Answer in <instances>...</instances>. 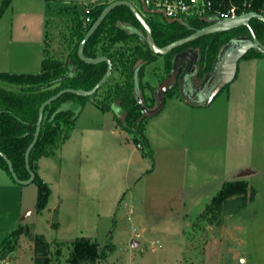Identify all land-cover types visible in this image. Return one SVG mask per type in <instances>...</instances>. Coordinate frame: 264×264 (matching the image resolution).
<instances>
[{"label": "rangeland", "instance_id": "obj_1", "mask_svg": "<svg viewBox=\"0 0 264 264\" xmlns=\"http://www.w3.org/2000/svg\"><path fill=\"white\" fill-rule=\"evenodd\" d=\"M11 1L0 21V64L12 66L16 74L39 73L44 43L53 53L63 43L60 35L68 33L73 12L83 14L97 3ZM132 1L141 12L139 1ZM19 11L22 24L14 33L10 23ZM29 14L32 23L27 27ZM153 17L162 20L159 14ZM155 63L144 75L152 85ZM120 80L115 72L111 84ZM0 86L13 90L4 82ZM242 86L235 83L232 90ZM226 88L204 109L166 98L161 116L144 121V134L153 142L151 158L142 156L135 134L118 126L112 112L94 105L102 101L101 93L90 99L56 154L38 162L50 191L47 208L58 205L56 211L36 213V184L18 185L21 199H14V218L4 230L2 216L12 201L0 192V243L12 230L28 229L0 264H35L36 259L40 264H68L72 242L80 238L99 249L112 245L113 252L94 264H264V97L238 100L245 126L237 141L235 127L234 133L226 128ZM236 103L231 94V107ZM110 128H116L114 134ZM240 180L249 182L244 198L233 196L222 211L205 213L223 182ZM38 235L46 249L35 246Z\"/></svg>", "mask_w": 264, "mask_h": 264}, {"label": "trees", "instance_id": "obj_2", "mask_svg": "<svg viewBox=\"0 0 264 264\" xmlns=\"http://www.w3.org/2000/svg\"><path fill=\"white\" fill-rule=\"evenodd\" d=\"M10 1L2 2L0 16ZM108 1L99 0L98 3L90 6L88 14L73 12L72 18L67 23L68 33L60 35L62 45L50 53L44 43L39 73L0 72V83L4 82L13 86V90H5L0 86V152L11 161L13 170L20 180L28 178L24 167V152L33 138L37 112L41 103L62 89L88 90L105 72V63L85 64L78 59L76 49L83 35ZM231 2L240 13L260 14L264 10V0H231ZM243 3L248 7H243ZM153 16L144 15V18L151 28L155 44L159 47H164L209 25L208 22H203L197 17H188L185 21L170 23L163 16L162 20ZM249 24L257 40L264 45V23L252 19ZM238 34H245L250 40L248 29L240 27L227 32L202 36L165 55H156L147 48L144 32L128 8L120 6L110 11L88 39L83 50L88 58L106 56L112 64L110 77L92 96L63 94L46 106L43 111L38 139L29 154V167L35 174L33 183L37 187L36 213H41L46 207L50 193L47 184L37 175L36 163L42 157L56 154L60 145L73 130L82 108L90 99L95 100L97 94L101 93L102 101H97L94 105L104 111H109L111 106L117 102L123 111V119L117 121L118 124L125 131L135 134L133 141L136 145H141L142 156L151 158V151L142 134L144 123L136 124L140 112L133 95L135 81L143 93L144 101L150 106L152 100L148 99L143 92L146 88L150 91L154 88L144 80L145 69L148 65L161 58L163 66L159 78H163L171 69L174 55L184 49L192 48L196 49L199 54L200 74L205 73L212 69L222 46ZM254 58L264 59V55L251 49L240 60ZM115 72L121 80L111 84ZM0 169L11 178L7 165L1 157ZM13 183L16 184L14 181ZM247 186V182L243 180L223 182L217 194L206 205L205 213L214 210L222 211L223 204L233 196L244 198ZM26 230H28L26 227L21 226L3 238L0 243V261L14 251L15 242ZM34 243L41 249H46L48 246L40 235L34 237ZM113 250L112 245L99 249L95 243L80 238L72 242V250L67 262L68 264H94L112 253ZM35 264H40L39 260L36 259Z\"/></svg>", "mask_w": 264, "mask_h": 264}, {"label": "crops", "instance_id": "obj_3", "mask_svg": "<svg viewBox=\"0 0 264 264\" xmlns=\"http://www.w3.org/2000/svg\"><path fill=\"white\" fill-rule=\"evenodd\" d=\"M98 1L99 0H97V3ZM111 1H114V0H109L108 3ZM128 1H130L136 7V5L134 4L132 0H128ZM11 4H12V1L11 3H9L5 11L3 12L2 16L0 17V21L10 11ZM139 5L141 7L140 2H139ZM138 11L140 12L139 9ZM140 13L144 16L142 7H141ZM44 20H45V17L43 16L42 23H41V25L43 26V31L45 29ZM11 21H12L10 23L11 30L14 33H16L17 31L20 30V27H21L20 25L22 24L21 12L19 11L18 13H16ZM31 23H32L31 15L29 14L28 22H25V25L28 27L30 26ZM15 39L17 41L24 40L18 37H16ZM43 41H44V38H43ZM198 63H199V54L196 49L190 48V49H186V50L176 53L172 61V69H171V72L173 69L175 70V74H174V77L170 81L176 82L177 94L175 96L170 97V100L177 105L181 104L182 106H185L191 109H204V108H207V106L211 104V102L217 97V95L227 87L226 88L227 107L225 111L226 128L227 130L231 129V132L234 133V127H235V130H236L235 137L238 141L239 138L243 137L242 131L245 126V111L242 109V107L240 108L241 103H239L238 100L243 99L246 95L250 97H253V96L256 97L257 95L264 97V59L254 58V59L240 60L237 65L236 75L234 79L228 85H226L223 89H221L217 93V95L210 101V103L205 106H198L197 103H204V101H206L211 90L213 89L215 84L218 82V79L217 77H214L212 75V72H210L206 76L204 75L205 73L201 75L200 67ZM155 65L158 67H161L162 61L158 64L155 63ZM12 68H13L12 66L9 68V65L7 64L5 65L0 64V72L16 74L14 73V70H12ZM198 72H199V76H196ZM20 74H25V73H20ZM238 82L240 83L242 82L243 86L241 87V90L233 91L232 88H234L235 83H238ZM231 94L235 96V98L237 99V103H238V104L236 103V107L234 108H232L230 105ZM85 106L86 104L82 108L78 117H80L81 113H83ZM162 110L163 108L156 114L161 116ZM74 129H75V126L72 131H74ZM115 131H116V128L115 129L110 128V134H114ZM144 132L145 131L143 130L142 134L144 136V139L146 140L148 148L149 149L153 148V145H151L153 142L151 141L148 135L144 134ZM240 153L241 152H239L238 150L236 151V155H238L237 156L238 160L240 159V155H239ZM193 154L195 155V152ZM39 160L36 163L37 165L36 172H37V175L44 181L42 173H39V164H38ZM160 162H157V166ZM243 181H246V180H243ZM246 182L249 183L248 181ZM0 192H2L6 198L8 197L7 201H10L9 204L12 201L11 210L9 212L7 210H4L5 212H4V215L2 216L3 228L5 227L4 228L5 230L12 223V219L14 218V211H15V208L17 207V206L15 207L16 202L14 199L16 198V201H18L19 199H21L22 194H21V190L18 187V184H14L12 179L2 169H0ZM19 204L20 203H18V205ZM57 207L58 205L53 206L51 209H48L47 204H46V207L44 208L43 212L53 211V210L56 211Z\"/></svg>", "mask_w": 264, "mask_h": 264}, {"label": "water", "instance_id": "obj_4", "mask_svg": "<svg viewBox=\"0 0 264 264\" xmlns=\"http://www.w3.org/2000/svg\"><path fill=\"white\" fill-rule=\"evenodd\" d=\"M120 6L128 8V10L131 12L133 17L138 21V23L140 24L144 32V37H145L144 40L147 45V48L149 49L151 53L156 54V55H165L169 53L170 51H172L173 49H176L182 45H185L186 43L192 42L202 36L215 34V33L227 32V31L234 30L240 27H245L248 29L249 34H250V40L248 42L241 44L239 46H235V47L233 46L227 53L220 54L219 57L216 59L214 63L215 68L212 72V75L214 77H217L218 82L215 84V86L211 90L206 101H204V103H197L198 106H205L209 104L210 101L217 95V93L234 79L236 75L238 62L249 50L254 49L257 52L264 55V45L257 40L249 24V22L252 19H256L264 23V16L256 12H248L242 15H238L236 17L215 21L205 26L204 28L195 31L194 33L186 37L173 41L164 47H159L155 44V41L152 36L151 28L148 25L146 19L130 1L114 0V1L107 3V5L103 8L100 14L91 23L86 33L83 35L82 39L78 43V46L76 49V55L78 59L85 64L93 65V64L100 63V62L105 63L106 69H105L104 74L94 84V86L88 90L72 89V88L62 89L41 103V105L39 106L38 112H37V120L35 123V130H34L33 138L31 142L28 144V146L26 147L25 152H24V167L28 173L27 179L20 180L13 170L11 161L6 157L5 154L0 152V157L5 161L8 171L10 173V176L16 184L25 186V185L32 183L35 178L34 172L29 167V154L38 139V135L40 132V126H41V122L43 118V111L45 107L48 106L53 101H55L56 99H58L63 94H73L76 96L90 97L97 90H99L100 87L110 77L112 73L111 61L106 56H97L94 58H88L84 55L83 50H84V46L86 42L88 41V39L96 31V29L105 19V17L109 14V12L112 11L114 8L120 7ZM167 21L170 23L173 22L172 20H167ZM174 74H175V70L173 69L172 72L166 77V79H164L158 85L157 87L158 94L163 95V93L172 85V81L170 80L174 77ZM157 112L158 110L150 113L149 115H155Z\"/></svg>", "mask_w": 264, "mask_h": 264}, {"label": "built area", "instance_id": "obj_5", "mask_svg": "<svg viewBox=\"0 0 264 264\" xmlns=\"http://www.w3.org/2000/svg\"><path fill=\"white\" fill-rule=\"evenodd\" d=\"M143 13L148 16L161 15L167 20L185 21L188 17H197L209 24L242 15L248 12H238V8L231 0H139ZM243 7H248L243 3ZM90 7H85L84 14H88ZM261 15L264 16V10ZM88 21V20H86ZM141 149V145L137 144Z\"/></svg>", "mask_w": 264, "mask_h": 264}, {"label": "flooded vegetation", "instance_id": "obj_6", "mask_svg": "<svg viewBox=\"0 0 264 264\" xmlns=\"http://www.w3.org/2000/svg\"><path fill=\"white\" fill-rule=\"evenodd\" d=\"M248 41H249V39H248V37L245 34H238V35L232 37L224 46H222L220 52L218 53L217 58L219 57L220 54L227 53L233 46L234 47L235 46H239V45L244 44V43H246ZM187 49H190V48H187ZM184 50H186V49H184ZM175 55H174V57H175ZM174 57H173V59H174ZM158 59H161V58H158ZM173 59H172V61H173ZM161 61H162V59H161ZM162 66H163V61H162ZM162 66L161 67L156 66L157 68H155V69H157V74L155 76L154 85H152V83H150L148 81L149 84L152 87H154L153 91H150L148 88H146L143 91L144 94L147 96V98L152 100L150 106H148L147 102L144 101L143 93L139 90L138 83L135 81V88H134V91H133V93H134L133 95H134L136 104L138 105L139 112H140V117L137 119L136 124H139V123H142V122L144 123L145 119L153 116V115H149L150 113H152L154 111H157V110H158V112L160 111V109L164 106L166 98L175 96L177 94V84H176L175 81L172 82V85L163 93V95L158 94L157 87L171 73L172 63H171V69H170L169 73L166 74L163 78H159V74L158 73H161L160 70H162ZM213 69H214V65H213V67H212V69L210 71H206L205 74L204 73H202V74H204L206 76L210 72H213ZM196 76H199V72L196 74ZM109 111L113 113L112 116H113V119H114L115 123L118 126H120L117 121L123 119V111L119 107L118 103L117 102L114 103L111 106V109Z\"/></svg>", "mask_w": 264, "mask_h": 264}]
</instances>
